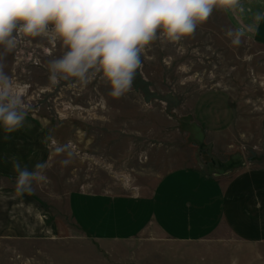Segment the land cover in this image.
I'll list each match as a JSON object with an SVG mask.
<instances>
[{"label":"rangeland","instance_id":"374dc122","mask_svg":"<svg viewBox=\"0 0 264 264\" xmlns=\"http://www.w3.org/2000/svg\"><path fill=\"white\" fill-rule=\"evenodd\" d=\"M249 1L243 15L216 6L177 42L158 30L142 50L132 89L120 97L99 73L86 86L74 79L51 85L48 65L64 45L18 37L5 71L25 85L32 110L24 127L0 130V264H264V243L214 232L217 222L201 235L170 231L158 199V181L174 170L213 176L264 167V47L252 32L239 46L225 35L252 23L257 9ZM216 92L233 100L227 131L196 114L199 101ZM13 157L30 170L47 160L48 182L18 195ZM78 194L100 196L105 221L119 214L108 201L125 203L121 217L129 223L120 236L82 229Z\"/></svg>","mask_w":264,"mask_h":264},{"label":"clouds","instance_id":"9594fccd","mask_svg":"<svg viewBox=\"0 0 264 264\" xmlns=\"http://www.w3.org/2000/svg\"><path fill=\"white\" fill-rule=\"evenodd\" d=\"M220 6L243 15V0H0V130L12 133L24 127L31 105L24 99L25 85L5 71L4 57L13 52L18 37L59 40L63 55L49 62V82L74 79L86 86L97 73L120 97L132 89L141 66V53L160 30L177 42L195 33L213 9ZM264 22V10L252 15V23L228 29L225 35L239 46L245 31L254 32ZM47 160L30 170L13 157L15 191L31 195L48 182Z\"/></svg>","mask_w":264,"mask_h":264},{"label":"crops","instance_id":"0c3cea01","mask_svg":"<svg viewBox=\"0 0 264 264\" xmlns=\"http://www.w3.org/2000/svg\"><path fill=\"white\" fill-rule=\"evenodd\" d=\"M250 1L255 4L256 11L264 10V0ZM250 38L264 47V22L252 32ZM199 105L202 109L197 112V106L196 114L203 118V123L208 124L210 129L227 131L233 124L235 108L227 94L210 93L199 101ZM3 158L0 155L2 164ZM158 183L161 186L158 198L161 200L160 206L165 205L159 212L161 224L167 227L169 222L170 231L176 229L182 234L201 235L209 229L205 228L206 225L217 222L214 232L224 229L225 233L242 242L264 243V167H244L236 172L216 173L213 176L201 170L180 169L167 173ZM102 200L100 196L85 199L78 194L75 198L76 220L88 233L94 231L102 236H120L119 232L124 230L122 223H129L121 217L125 203L108 201L105 205L111 206L109 210L115 213L118 210L119 214L115 219L110 217L105 221L107 212ZM182 211L187 215L181 214Z\"/></svg>","mask_w":264,"mask_h":264}]
</instances>
